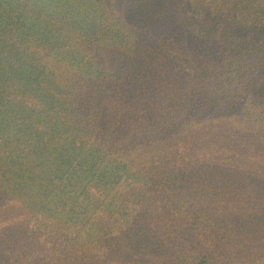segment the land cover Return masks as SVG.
I'll return each mask as SVG.
<instances>
[{
    "label": "trees",
    "instance_id": "trees-1",
    "mask_svg": "<svg viewBox=\"0 0 264 264\" xmlns=\"http://www.w3.org/2000/svg\"><path fill=\"white\" fill-rule=\"evenodd\" d=\"M0 264H264V0H0Z\"/></svg>",
    "mask_w": 264,
    "mask_h": 264
}]
</instances>
